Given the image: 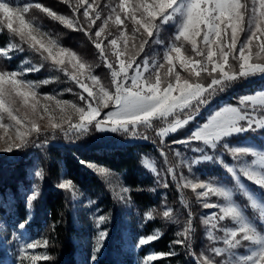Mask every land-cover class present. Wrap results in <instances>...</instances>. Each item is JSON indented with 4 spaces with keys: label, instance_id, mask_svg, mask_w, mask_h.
Wrapping results in <instances>:
<instances>
[{
    "label": "snow or ice",
    "instance_id": "obj_1",
    "mask_svg": "<svg viewBox=\"0 0 264 264\" xmlns=\"http://www.w3.org/2000/svg\"><path fill=\"white\" fill-rule=\"evenodd\" d=\"M104 7L110 9L107 16H102L96 0H76L73 17L70 18L59 15L40 3H24L20 6L15 0H0V30L6 27L11 36L20 41V44L11 42L0 47V58L11 59V53L23 51L21 45L26 44L44 61L50 60L53 65L58 66L87 94L80 96L84 107L75 103L70 105L79 116L78 122H72L71 115L62 117L61 122H52L50 118L53 139L57 130L68 139H78L88 132L89 126H94L99 132L120 133L147 140L150 137L142 129L152 128L154 119L164 120L166 126L154 131L160 138L159 151L166 169L158 170L156 162L147 156L142 160L143 165L154 174L158 186L167 188L170 176L177 183L178 189L190 188L204 209L218 210L201 218L209 226L206 235L211 241V246L205 251L197 253L192 248L190 210L185 226L176 232V239L172 244L184 247L194 264H264V230L259 229L255 222L258 219L264 224V147L227 142V138L243 133L264 131V90L241 96L235 105L225 104L214 109L203 122L194 123L184 138L172 141L173 145H183L199 154L187 165L189 171L192 165L202 161L217 162L230 174L232 186L213 180L201 181L198 177L188 178L183 173L179 174L178 179L177 166L169 163L165 151L169 148L165 143L166 138L195 122L201 108L207 106L213 97L240 79L264 75V0H118L115 5L105 4ZM33 8L70 29L83 31L92 40L101 60L110 70L111 89L105 88L99 78L91 74V65L84 62L76 52L60 46L56 40L42 32L31 18H26L25 14ZM79 16L83 17V22ZM97 21L101 23L98 25ZM126 21L133 25L130 35ZM110 22L120 26V35L111 39L108 38L111 33L105 35ZM169 23L176 25V32L173 41L165 45L162 62L156 59L150 61L147 55L137 62L145 45L154 36L157 37L156 43H163L158 36L161 28ZM241 34L245 35L243 40L240 39ZM137 35L141 42L138 46L132 43L131 48L136 51L130 53V41L135 40ZM254 42L257 49L255 53ZM185 44L190 45V55L185 54L188 51ZM177 61L180 68L188 71L189 76H194L195 79L182 78L175 71ZM67 65H71V72ZM42 67L41 64L0 69V129L4 130V134L0 135V141H3L0 152L22 150L33 143L30 139L33 133L37 136L41 134L36 121H28L27 115H21L14 105L16 99L20 98L32 113H37L39 100L29 104L28 98L36 97L35 89L40 83L47 84L50 81L34 83L26 77ZM165 68L162 79L161 70ZM202 73L210 77L207 83L200 81ZM89 80L91 84L88 83ZM46 99L53 100L55 97L47 96ZM56 104L67 105L69 102L56 100ZM42 107L44 112L49 111L47 104ZM103 109L109 110L98 119ZM181 114L183 119L180 118ZM64 124H67V128ZM9 129L15 130L14 136L8 134ZM43 143L46 144L47 140ZM218 148L223 151L218 153ZM171 150L177 157H182L178 149ZM224 152L231 156L232 163H225ZM80 163L93 169L102 178L108 179L111 175L110 170L103 166L84 160ZM35 176L43 180V170L37 171ZM245 180L255 185L259 194L249 189ZM57 187L76 196L77 189L71 179L61 178ZM198 189L201 191H197ZM129 192L128 187H120L114 194L117 199L127 200L130 199L126 195ZM236 194L245 197L248 206L258 216L250 218L245 208L234 199ZM39 195V186L34 185L26 199L29 208ZM212 196L222 199L223 203L211 202ZM156 212L155 208L147 211L145 219L152 218ZM162 217L179 223L173 216V209L166 205ZM106 219L104 215L96 217L98 232L89 264H95L98 253L108 238V231L101 228ZM225 220H230L232 226L223 225ZM27 223V220L18 222L17 228L23 230ZM217 232L223 235H215ZM160 235L157 229L153 234L141 236L136 247L145 246L157 240ZM48 245L47 239L21 243L17 252L19 264H25V261L37 264L41 260H49L51 257L46 253L34 254L35 249L47 248ZM240 248L245 251L239 252ZM29 250L33 252L30 253ZM174 255L175 251L147 254L143 264H152L158 258Z\"/></svg>",
    "mask_w": 264,
    "mask_h": 264
},
{
    "label": "trees",
    "instance_id": "obj_2",
    "mask_svg": "<svg viewBox=\"0 0 264 264\" xmlns=\"http://www.w3.org/2000/svg\"><path fill=\"white\" fill-rule=\"evenodd\" d=\"M36 1L50 6L54 11L58 10V5H60L72 15L76 5L75 0H67V2L58 0L54 4L43 0ZM117 2L118 0H96L102 16H107L110 10L104 7L105 4L112 6ZM79 18L83 22V17L79 16ZM100 23L101 21H97L98 25ZM126 24L127 32L130 35L133 25L130 21H126ZM55 30H60L56 24ZM119 32L120 26L110 22L105 35L111 33L108 36L111 39L116 37ZM173 34L174 30L165 26V30L163 33L161 32L163 44L168 45L170 40L173 41ZM66 35L71 41L69 43L75 47V51L82 59L90 62L96 67H94L95 69L103 70L105 64L101 60L98 50L95 49L92 40L83 31L66 32ZM154 40L155 36L145 45L144 52L140 54L137 62L155 46ZM11 42H14V39L8 30L5 28L0 30V47H5ZM140 42L141 39L137 35V38L130 41V44L135 43L138 46ZM21 47H23V51H14L11 53V59L5 58L4 62L7 69L21 68L24 63L28 66L42 64L43 67L39 71L29 73L27 78L41 81L56 74L59 78L52 80L50 89H58L64 85V83L60 84L63 81V74L60 70L55 69L50 62L44 61L28 45L24 44ZM135 51V49H129L130 53ZM99 74L102 76L101 73ZM263 87L264 78L242 81L241 83L236 81L231 95L239 97L247 93H254ZM259 134L264 136V131H260ZM149 137L145 140L121 134L109 135L90 131L74 141H61L59 144L50 138L48 145L43 143L44 138L32 139L33 143L22 150L0 156V198L6 200V197L10 195L14 211L12 214L10 209L5 210L0 206V212L7 226L14 233V242H17L21 237L20 229L17 228L18 222L27 220L25 229L28 233L49 241L48 247H43L42 251L43 254L46 253L51 258L47 261L41 260L37 264H80L75 242L78 229L72 213V201L66 190H60L57 187L56 182L59 176L64 174L67 179H71L83 196L94 203L95 208L101 209L102 212H108L110 215H115L116 211L113 197L106 185L99 176L86 165L80 163L81 160H84L121 174L125 185L130 189V198L135 215L131 228L133 235L131 249L128 250L123 247L120 229L113 223V227L108 228L109 241L105 246L106 253L99 257L95 264H143V259L147 254L169 251H175L176 255L158 258L152 264H194L193 258L184 247L172 244L176 239V232L181 230L188 220V210L185 205L179 204L177 208L174 207L176 209L174 218L179 223L162 217L161 209L164 207L165 201L168 202V205H172L173 200H176V203H178L177 201L182 203L177 183L173 182L170 177L167 188L158 186L156 177L142 163L145 155L157 153L155 144L157 136L150 134ZM250 137L256 136L245 133L242 139ZM40 170H43V180L33 176L39 186L40 195L29 208L26 199L31 193L32 181L30 176ZM251 186L259 194V189L253 184ZM153 208L157 210V213L151 219L146 220L145 213ZM157 229L161 233L157 240L145 246L136 247L135 242L139 237L153 234ZM134 236L136 237L135 242ZM191 236H193L192 233ZM192 248L194 250V246ZM0 249V264H9L8 252L5 249ZM10 264H19V260L15 259ZM25 264L28 262L25 261Z\"/></svg>",
    "mask_w": 264,
    "mask_h": 264
},
{
    "label": "rangeland",
    "instance_id": "obj_3",
    "mask_svg": "<svg viewBox=\"0 0 264 264\" xmlns=\"http://www.w3.org/2000/svg\"><path fill=\"white\" fill-rule=\"evenodd\" d=\"M43 1L54 4V3H57L58 0H43ZM60 1H64V0H60ZM15 3H18L20 6H23L24 3H33V4L34 3H40L43 6L48 7V5L43 4V3L36 1V0H17V1H15ZM58 6H59L58 10L55 11L57 14L63 15L66 17H70V18L73 17L71 12L69 13V12L65 11V9L62 8L60 5H58ZM48 8L51 9L50 6ZM82 11H83V9L81 8L80 12L82 13ZM25 16H26V18H31L32 22L35 25L39 26L42 32L47 33L48 36H50L52 39L56 40L60 46L68 48L71 51L76 52L75 47L72 46V44H70L71 41L68 40V37L66 35V32H74L76 30H73V29L66 27L60 21L53 20L51 17L47 16L46 13H43L40 10L35 9V8L30 9V12L25 14ZM0 19H2V17H0ZM55 24L62 31L55 30ZM165 26L172 28L174 30V34L176 32V25L175 24L169 23L167 25H164L161 28L159 36H158V39L160 41H162L161 32L163 33V30H165ZM5 29H6V27H5ZM174 34L172 36H174ZM119 35H120V32L117 36H119ZM244 38H245V35L241 34L240 39L243 40ZM13 39H14V43L20 44V41L18 40V38L13 37ZM156 39H157V37H155V40ZM155 40H154L155 46L146 55L150 61L152 59H156V60H159L162 62V56H163V52L165 50L166 44L156 43ZM171 42H172V40H170L168 42V44H170ZM22 45H24V44H22ZM130 48H131V44H130ZM185 49H188V51L185 54L190 55L191 54L190 45L185 44ZM256 51H257V49L255 48V42H254L253 53H255ZM262 55H264V54H262ZM4 60H5V58H0V69H7V66H6ZM82 60L84 62H86L88 65H91L90 62H87L84 59H82ZM140 61H138V62H140ZM48 62H50L52 64V62L50 60ZM66 64H67V61H66ZM27 66L28 65H26V63H24L21 65V68L27 67ZM53 66L55 69L60 70L58 66H55V65H53ZM67 67H68L69 72H71L72 71L71 65H67ZM94 67L95 66L91 65V74L97 76L100 80V83L105 88L111 89L112 88V77L110 74V70L106 66H104L103 70H97V69H95L96 67L95 68ZM165 71H166V68L161 70L162 79L164 77ZM175 71L179 72L180 75L182 76V78L195 79L194 76H189L188 71L180 68L178 61L176 62ZM61 72L63 74L62 75L63 81H61L60 84L64 83V85H62L58 89L53 88L52 90L50 89V87L52 86V82H53L52 80L59 78L56 74L50 78H46V79H43L41 81H34V80H31V79L26 77V79L31 80L34 83L42 82L44 80L50 81L47 84L40 83L39 87L35 89V91L37 93L36 97L33 98V97L29 96V98H28L29 104L35 103L36 100H39L37 113H35V114L32 113L30 111V109L23 104V102L20 98L16 99V103L14 105V107L19 109V113L21 115L26 114L28 117V121L35 120L41 129V134L39 136H37V134L33 133L32 136L30 137V139L31 140L32 139L38 140L39 138H44L45 140H47V143L46 144L44 143L45 145L49 144V141H48L49 138L53 139V138H51L53 133H52V129L50 128V122H49L50 118H51L52 122H61L62 117H66L67 115H71L72 116V122H78L79 116H78V114H76L74 112L73 109H71L70 105L75 103L81 107L85 106L84 101H82L80 99V96L81 95L86 96L87 94L83 93V90L81 88H79V86L74 81H72L69 78V76H67L65 74L64 71H61ZM99 73H101L102 76ZM87 74H88V72L86 70L85 75H87ZM145 75L147 76L148 73H145ZM81 78L83 79V77H81ZM263 78H264V75L257 74L255 76H251V77L246 78V79H240L237 82L241 83L242 81L243 82L254 81V80L263 79ZM199 79L201 82L207 83L209 81L210 77H208L206 73H202L201 77ZM88 83L91 84V81L89 80ZM233 85H234V83L227 90H225L224 92L219 93L215 97H213L207 106L201 108L200 114L196 118L195 122H193L192 124H189L188 126H186L183 129L178 130L177 133L171 134L169 137L166 138L165 143L167 145H169V148L165 149V151L167 153V159H168L170 164H172L173 166H177L176 171L178 174V179H179V174L183 173V175L185 177H188V178L198 177L201 181L213 180L217 183L223 182V183L228 184V186H232L233 182L231 180L230 174H228L226 172V170L223 168V166L217 162L202 161L199 164L192 165L191 171H189V168L187 165L191 162V160L194 157L198 156L199 154L192 152L190 149H186L183 145H173L172 141L184 138L189 133L190 129L194 126V123L203 122L205 120V118L208 117L214 109H218L220 106L225 105V104L235 105L241 96L254 94L257 91L264 90V87H263V88L255 91L254 93H247V94L241 95L239 97H236V96L231 95V92H233ZM69 89L71 91H69ZM47 96H54L55 99L48 100V99H46ZM56 100L68 101L69 104H67V105L62 104V105L58 106L56 104ZM44 104H47L49 106L48 112H44L43 107H42V105H44ZM62 108H63V111H61ZM108 110L109 109H103V112L101 113V117H98V119L102 118L103 114L105 112H107ZM180 118L183 119V114L180 115ZM169 119H171V117ZM26 123H27V121H26ZM63 126L65 128H67V124H64ZM165 126H166V122L164 120L154 119L152 122V128L142 129V131H144L145 134L148 136L150 134L153 136H156L154 130L165 127ZM14 131H15L14 129H9L8 134L14 136ZM90 131L99 132L95 129L94 126H89L88 132H90ZM259 132L260 131H258V132H247L248 134H253L254 136H256V137H250L247 139H242V136L245 133L237 135V136H233V137L227 138V142L230 144H254V145H257L260 147H264V136L259 134ZM101 133H105V134H109V135L120 134V133H111V132H101ZM3 134H4V130L0 129V135H3ZM60 139H62V140H60ZM75 139L76 138L68 139L63 135V133H61L57 130L55 133V138L53 140L56 144H59L61 141H69V140L74 141ZM155 144H156V148H157L156 149L157 153H154V154L151 153V154H147L145 156L149 157L150 159H152L156 162L158 170L164 171L166 169V165L164 164V158L161 156L160 151H159V148L161 147L159 137L155 138ZM195 146H199V145H195ZM0 147H3V141H0ZM172 148L178 149L182 153V157H177L175 155L174 151L171 150ZM17 151H19V150H17ZM222 151H223L222 148L217 149L218 153L222 152ZM13 152H16V151H13ZM12 153L0 152V156L6 155V154H12ZM223 159H224L225 163H232L233 162L231 156L227 152H224ZM248 159H251V158L248 157ZM181 160H183L184 162L182 163ZM98 166H100V165H98ZM89 169L93 173H95L97 176H99L93 169H91V168H89ZM108 170H110V174H111L108 179L102 178L101 176H99V178L104 182V184L106 185V188L108 189L111 196L113 197V200H114V203L116 206L115 215H110L108 212H104V211L102 212L101 209L95 208L94 203H90V200L85 198L77 187H76L77 192H76L75 197H73L67 191L69 193V196H70L71 201H72V213H73V216L75 219L76 227L78 229L77 237L75 238V242L77 244V254H78V260H79L80 264H89L90 257L92 255V250H93V247L95 245V238H96V235L98 232V229L96 228V217H98L100 215H104L105 217H107L105 223L103 225H101V228L106 229L108 231V238L104 242L102 250L98 253V258L101 257L102 255H105V253H106V251H105L106 247L105 246H106V243L109 241V230H108V228H112L113 223L117 228L119 227V229H120V236H121V241H122L123 247L130 250L132 247V244H133L131 242L132 236H133L131 234V228L133 226L132 220H133V217L135 215H134V209H133L132 203H131V198L127 199V200H120V199H117L115 194H114L115 192L119 191L120 187H127V186L125 185L121 174H119L118 172H115L111 169H108ZM31 175L32 176H30V180L32 182H31L30 192L32 191L33 186L37 185V181L33 177L35 175V173H33ZM61 178L67 179L64 176V174H61L59 176V178L57 179L56 185H58V183L61 181ZM168 179H170V176ZM244 183L247 185V187L249 189L255 191L251 186V184H252L251 182H248L247 180H245ZM179 191H180L179 197H180L182 203H179V201H177L178 203H176V200H173L171 203L172 205H168L167 201H165V205L167 207L173 209V216L175 214L174 212L176 211V209L174 207L176 206V208H177L179 206V204H184L185 207L187 208L188 212H189V210L191 211L192 223H193L192 224V228H193L192 246H194V250L197 253H199L201 251H205L209 246H211V241L207 238V235H206L207 229L209 226L205 225L202 222L201 218L206 217L209 213L214 212V211H218V210L217 209H204L202 207V203H200L198 201L196 194L193 193L190 188L179 189ZM197 191H201V190L198 189ZM126 195L128 197H130V192ZM234 199L236 200L237 203H239L242 207L245 208L246 214L250 218L258 216V213H254L253 210L248 206V201L245 197H243L240 194H236L234 196ZM210 201L223 203L222 199L217 198L215 196L210 197ZM242 202H244V203H242ZM165 205L161 209L162 212L165 208ZM0 206H2L5 210L10 209L11 213L13 214L14 211L12 208V199H11L10 195H8L6 197V200H3L0 198ZM158 211L160 212V210H158ZM255 222H256L259 229L264 230V224H261V222L258 219H256ZM222 224L225 226H229V227L232 226L230 220H225L222 222ZM184 226H182V228ZM19 234L21 236L20 239L17 242H14V239H13L14 233L11 232V229L7 226V224L3 218V215L0 212V248L5 249L8 252V263L9 264L11 262H13V260H15V259L18 260L17 252H18V249H19V246L21 243L26 242L28 240L42 239L37 235H32V234L28 233L26 231V229L20 230ZM215 235L221 236V235H223V233L217 232V233H215ZM133 239L135 242L136 237L134 236ZM137 241H138V239H137ZM137 241L135 242V244L137 243ZM42 248L43 247H39V248L35 249L34 254L42 255L43 254ZM238 251L243 253L245 250L243 248H240V249H238ZM29 252L32 253L33 250H29Z\"/></svg>",
    "mask_w": 264,
    "mask_h": 264
}]
</instances>
